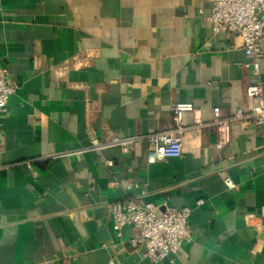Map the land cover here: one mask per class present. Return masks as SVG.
Listing matches in <instances>:
<instances>
[{
    "label": "crops",
    "instance_id": "obj_1",
    "mask_svg": "<svg viewBox=\"0 0 264 264\" xmlns=\"http://www.w3.org/2000/svg\"><path fill=\"white\" fill-rule=\"evenodd\" d=\"M212 8L0 0V60L19 84L0 113V264H264V128L233 122L219 147L211 124L215 108H251L250 58L213 33ZM177 102L196 108L180 157L149 164L145 140L128 153L87 150L92 137L170 129ZM65 151L79 153L56 157ZM126 198L190 207L192 240L157 263L144 257L131 225L113 227L109 204Z\"/></svg>",
    "mask_w": 264,
    "mask_h": 264
},
{
    "label": "built area",
    "instance_id": "obj_2",
    "mask_svg": "<svg viewBox=\"0 0 264 264\" xmlns=\"http://www.w3.org/2000/svg\"><path fill=\"white\" fill-rule=\"evenodd\" d=\"M212 23L214 34H224L237 40L250 60L244 67L251 73L252 80L246 87V94L251 100V108L238 107L230 117H223L219 108L214 109V120L218 132V146L223 147L231 141V124L236 121H253L264 124V86L261 81V61L264 52V0H213L212 12L206 17ZM236 45V44H235ZM18 82L10 79L8 70L0 60V113L8 115V101L18 89ZM196 108L190 102H177L172 106V126L170 129L147 135L114 137L100 140L90 139L87 150L100 151L118 148L128 153L133 145L147 141V162L166 161L180 157L183 153V137L188 128L184 125V115L194 112ZM201 119H196L200 125ZM1 138V132H0ZM1 141V140H0ZM1 146V142H0ZM79 151H65L56 157H68ZM109 166L113 161L106 162ZM228 189L236 188L232 177L224 179ZM198 201V205L203 204ZM113 227L121 236L126 225L135 230L132 245L143 256L157 263L180 250L185 241L192 240L189 219L190 207L174 208L157 206L153 203H141L134 198H126L109 204Z\"/></svg>",
    "mask_w": 264,
    "mask_h": 264
},
{
    "label": "water",
    "instance_id": "obj_3",
    "mask_svg": "<svg viewBox=\"0 0 264 264\" xmlns=\"http://www.w3.org/2000/svg\"><path fill=\"white\" fill-rule=\"evenodd\" d=\"M264 128V124L261 125Z\"/></svg>",
    "mask_w": 264,
    "mask_h": 264
}]
</instances>
